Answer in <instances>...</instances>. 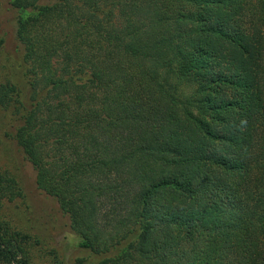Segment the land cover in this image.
Instances as JSON below:
<instances>
[{"label": "trees", "instance_id": "16d2710c", "mask_svg": "<svg viewBox=\"0 0 264 264\" xmlns=\"http://www.w3.org/2000/svg\"><path fill=\"white\" fill-rule=\"evenodd\" d=\"M12 5L30 96L0 107L89 264H264V0ZM30 243L0 219V264Z\"/></svg>", "mask_w": 264, "mask_h": 264}, {"label": "rangeland", "instance_id": "374dc122", "mask_svg": "<svg viewBox=\"0 0 264 264\" xmlns=\"http://www.w3.org/2000/svg\"><path fill=\"white\" fill-rule=\"evenodd\" d=\"M13 0H0V82L16 85L28 102L27 65L17 39L20 11ZM18 118L12 110L0 107V172L15 179L21 196L0 200V219L13 231L31 240L30 264H89L99 257L77 247L78 235L58 202L40 191L36 173L14 139Z\"/></svg>", "mask_w": 264, "mask_h": 264}]
</instances>
